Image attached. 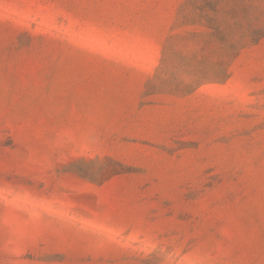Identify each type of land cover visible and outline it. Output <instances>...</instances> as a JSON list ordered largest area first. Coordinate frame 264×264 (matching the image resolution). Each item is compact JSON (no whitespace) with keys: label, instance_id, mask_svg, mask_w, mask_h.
<instances>
[{"label":"rangeland","instance_id":"obj_1","mask_svg":"<svg viewBox=\"0 0 264 264\" xmlns=\"http://www.w3.org/2000/svg\"><path fill=\"white\" fill-rule=\"evenodd\" d=\"M0 264H264V0H0Z\"/></svg>","mask_w":264,"mask_h":264}]
</instances>
